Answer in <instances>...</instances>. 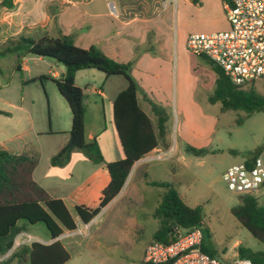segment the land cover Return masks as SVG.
<instances>
[{"label":"rangeland","instance_id":"1","mask_svg":"<svg viewBox=\"0 0 264 264\" xmlns=\"http://www.w3.org/2000/svg\"><path fill=\"white\" fill-rule=\"evenodd\" d=\"M140 2L148 7H156V15L148 26L156 27V35L167 40L170 47L162 58L157 60L155 86L159 91V105L166 116L165 131L169 143L163 159L148 160L149 180L173 184L183 202L191 207H201L204 230V247L215 253L222 262H232L239 258V251L246 254L264 253V245L254 239L231 215L230 209L239 202L238 194L229 191L222 179L225 171L251 157L264 146V111L246 116L243 111L220 112V105L210 104L208 97L214 90L215 75L209 64L200 57L191 55L185 47L189 34L224 31L228 23L222 9L221 0H199L190 4L186 0H129ZM152 38V34H147ZM135 42V41H134ZM137 48L136 50H134ZM142 45L133 46L139 53ZM15 56L7 55L0 59L2 80L9 88H4L3 98L16 101L21 98L25 84V99L35 101L33 111L41 117V126L49 128L48 122L55 123L56 117L65 111L70 112L56 87L47 78L42 84H28L27 75L16 70ZM59 69H63L58 65ZM55 69V67H54ZM121 76L105 78L96 70L82 71L78 83L82 88L93 87L103 90L105 98L85 92L82 103L86 112V123L96 134L103 132L102 144H120L112 123V104ZM27 84V85H26ZM57 101V103H56ZM8 116H0V125L6 130L16 125L20 114L0 105ZM65 109V110H64ZM71 125V121H69ZM10 133V132H9ZM5 138V137H3ZM45 137H41V141ZM61 140V136H55ZM103 146V145H102ZM192 150L201 151L195 155ZM150 154L146 158H155ZM147 190H152L147 187ZM156 192L161 191L155 188ZM259 206L264 207V186L251 193ZM149 199L147 208L157 204ZM147 210L136 218L142 228L134 232L123 227L112 212L99 216L96 222L84 231L87 235H100L102 245L89 250L80 245L72 249L68 240L61 238L70 255L65 264H145L143 252L157 229V221L148 217ZM82 227V226H81ZM31 233L48 239L44 224L31 226Z\"/></svg>","mask_w":264,"mask_h":264},{"label":"trees","instance_id":"2","mask_svg":"<svg viewBox=\"0 0 264 264\" xmlns=\"http://www.w3.org/2000/svg\"><path fill=\"white\" fill-rule=\"evenodd\" d=\"M197 4V0H192ZM0 6H4L1 2ZM13 55L16 70L21 72V62L27 56L52 59L64 68L57 79L48 78L66 102L70 112V129L66 144L51 157V166L68 163L72 152L79 150L95 165H104L110 181L103 189L96 207L75 206L70 211L60 199L51 198L32 178L38 158L25 154L13 155L0 150V264H65L70 255L57 240L50 244L32 242L11 251L15 237L27 232L31 226L44 224L52 240L65 232L76 229L79 221L87 225L121 191L126 178L135 162L144 158L154 149L167 151L166 116L163 109L150 102L155 122L142 110L138 103V86L130 74V63H118L107 57L95 46L83 49L74 44L68 35L51 36L47 32L36 31L32 35L21 33L9 38L0 46V57ZM215 75L214 90L208 97L210 104L218 103L220 112L243 111L246 116L264 111V77L237 86L231 83L227 74L205 57ZM94 69L106 78L121 76L127 87L120 91L112 101V122L123 153V158L105 162L97 139L87 140L84 128L85 107L82 103L83 91L75 86V74L81 70ZM0 115H5L0 111ZM255 151L251 157L263 149ZM195 155L201 151L192 150ZM150 186L160 188L162 193L152 214L158 221V228L151 235L150 242L169 243L174 229L200 228L202 231V252L211 257L215 253L204 247L202 230L203 215L201 207L187 206L173 184L151 182ZM231 215L251 236L264 245V207L259 206L251 194L239 196V202L230 209ZM149 242V243H150ZM11 251V252H10ZM264 253L239 251V258H248L253 264H262Z\"/></svg>","mask_w":264,"mask_h":264},{"label":"crops","instance_id":"3","mask_svg":"<svg viewBox=\"0 0 264 264\" xmlns=\"http://www.w3.org/2000/svg\"><path fill=\"white\" fill-rule=\"evenodd\" d=\"M1 2L4 6H0V46L9 38L21 33L32 35L36 31H43L51 36H71L74 44L80 48L95 46L118 63H130V74L138 86V103L152 122H155L150 102L159 105V91L154 84L157 80L155 72L157 60L164 56L166 50L170 49L166 46V38L156 35V27L148 26L157 14L158 6L148 7L143 3L129 0H0ZM186 2L194 5L192 0H186ZM110 5L113 6V11L110 10ZM147 34H152V38H149ZM134 44L142 45V51L134 53ZM2 58L4 57H0ZM82 71L86 70L75 74V86L80 88L83 94L88 92L105 98L103 90L80 86L78 75ZM21 73L27 75L30 81L28 84H35L37 80L42 84L41 77L57 79L64 73V68L59 69L52 59L27 56L21 62ZM47 80L52 83L50 79L47 78ZM117 87L115 96L127 87L126 80L118 81ZM4 88L9 87L2 80L0 68V105L5 103L7 107L20 114L16 125L10 128V131L0 125V150L13 155L25 154L28 157L38 158V164L32 172L33 180L51 198L62 200L70 211H73L75 206L90 209L96 207L103 189L110 181L104 165L93 164L79 150L72 152L65 165L55 167L50 165L51 157L57 154L68 140L70 117H65V111L61 109L62 115L56 117L55 123L48 122L49 128H43L40 122L41 117L39 118L33 111L36 104L34 99L32 97H29L28 101L25 99V84L24 88L22 87L21 98L17 101L12 98H3ZM0 111L5 113L0 116H8L2 108ZM84 128L87 140L96 137L105 162H114L123 158L121 148L113 142L110 145L102 144L100 134L104 131L96 134L94 129L86 123V112ZM42 136L45 137L43 142L41 141ZM55 136H61V140H56ZM161 151L159 148L154 149L134 163L119 194L89 224H82L78 217L74 216L76 229L73 232H65L54 240L50 238L49 233L48 239L41 240L29 229L15 237L14 242L16 243L11 251L21 245H29L27 237H30L32 242L42 244H50L57 240L61 243L60 239L63 238L68 240L67 244L72 249L83 244L85 248L95 250L102 245L100 235H87L84 231L91 227L99 216L110 212L117 219L123 220L124 228H129L134 232L142 228L136 222L140 212L147 210L148 217L156 220L152 216L154 206L147 208L148 201L153 198L152 203L157 204L162 190L156 192L157 187L149 185L157 181L148 178L149 161L154 157H146L150 154L157 155ZM147 187L152 190L148 191ZM63 247L65 248L64 245Z\"/></svg>","mask_w":264,"mask_h":264},{"label":"built area","instance_id":"4","mask_svg":"<svg viewBox=\"0 0 264 264\" xmlns=\"http://www.w3.org/2000/svg\"><path fill=\"white\" fill-rule=\"evenodd\" d=\"M222 9L228 28L189 34L185 41L186 50L193 56L205 57L221 68L234 85H245L264 77V0H222ZM110 10L113 11L112 5ZM165 157V153H161L154 159ZM222 179L227 189L238 195L251 194L263 187L264 148L252 159L228 168ZM202 239L200 228H176L169 243L150 242L146 245L143 263L253 264L248 258L222 262L211 257L202 252ZM27 242H32L30 237H27Z\"/></svg>","mask_w":264,"mask_h":264}]
</instances>
